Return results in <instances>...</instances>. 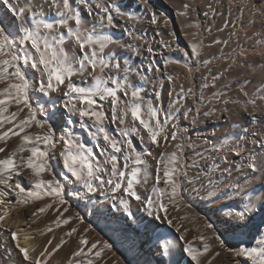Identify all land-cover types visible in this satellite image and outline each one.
<instances>
[{
    "label": "rangeland",
    "instance_id": "obj_1",
    "mask_svg": "<svg viewBox=\"0 0 264 264\" xmlns=\"http://www.w3.org/2000/svg\"><path fill=\"white\" fill-rule=\"evenodd\" d=\"M8 4L25 9L23 22L29 27L30 14L36 15L37 19L45 17L55 20L57 18L53 13L60 11L51 6L50 0H8ZM69 5L73 18L67 20V29L95 34L93 39H112L105 47L104 54L111 52L119 58L122 70L126 64L136 70L129 73V90H136L135 86L140 84L138 76L146 75L144 83L147 87L141 89V98L145 102L144 106L147 103L154 107L159 105L157 118L164 131L158 144H153L147 131L138 121L133 122L130 114L123 124L117 120L114 125L111 102H103V106L96 110L103 112V127L109 136L122 140L124 138L118 134L117 129H130L135 124L144 137L143 148L135 133L127 137L135 153L146 161L140 183L136 185L141 200L126 196L123 186L119 192L112 194L108 192L107 186L104 189L97 186L96 181H93L96 191L89 192L86 186L67 172L58 159L62 158L60 154L64 151L61 141L56 144L55 159H51L50 163L54 164L52 173L63 185L65 202L57 203L47 195L34 198L17 192L19 199L14 198V203L32 211L31 217L41 233L43 231L41 235L47 243L52 242L58 251L60 248L61 251L67 250L63 262L123 264L121 255H124L130 262L137 264L133 257L140 251V247L134 242V237L125 238L122 233L128 219L133 218L139 232L152 233V245L157 249V237L175 244V254L170 255L166 261L162 260L164 264H173V261L176 264H256L260 257L255 260L251 257L242 258L229 249L234 250L242 243L245 246H256L258 251L264 249V244L260 243L261 237L257 234V228L264 229V212L255 214L245 229L227 230L223 221L229 211L242 203L241 198L245 193L255 191L258 199L264 197V144L260 143L264 140V11L259 10L260 5L254 3V0H69ZM116 5L121 6L123 15L117 14ZM77 17L80 19L79 24L76 23ZM17 23V17L10 7L0 3V27H4L6 32L15 33ZM66 27L54 26L52 34H66ZM63 48L71 59H79V45L67 36ZM25 72L30 77L29 101L32 107H43L50 112L51 102L55 101V109L62 114L61 120L64 123L63 116L67 113L62 104L68 99L64 95L67 80L59 86V90L48 91L45 95L39 91L42 79L39 72L30 66L25 68ZM115 75L114 69L105 68L102 71L97 67L93 71L90 65H86L83 75L73 76L72 82L88 88L94 85L95 76L109 80ZM14 82L0 79V93ZM108 86H111L110 82ZM154 90L159 92V100ZM120 97L121 101L128 103L123 94ZM0 98H4L3 95ZM100 103L98 100V105ZM76 106L87 107L81 101ZM177 108L179 112H175ZM189 109L191 111L185 118L183 113ZM13 111H17L15 104L9 106V112ZM119 111L118 107V115ZM173 112L177 119L164 125V117ZM27 115L28 109L24 108L16 120L1 127L5 131L12 128L13 133H18H9L10 148L3 159L15 151L19 162V155L26 156L27 148L31 146L26 145V150L19 152L23 144L22 137L42 132L35 124L24 132L13 128V124ZM36 118H43L38 110ZM72 120L75 125L73 133L84 144L92 147L96 159L104 165V157L93 143L96 141L103 149V139L96 140L89 136L88 132L92 129H82L78 117L73 116ZM55 122L49 120L56 135L60 136L61 129L56 128ZM84 123L90 124L91 121L84 118ZM173 124L177 127L174 128ZM173 132L177 136L175 140L172 139ZM177 145L181 148L178 149ZM174 152L181 156L189 179L178 182L175 203L169 201L167 196L163 198L162 202L168 206L165 219L172 220V224L167 225L153 221L146 214L145 205L141 201L152 196L154 188L165 187L163 180L158 185L156 183L157 162L166 160ZM197 153H202L208 159H201ZM120 155L117 154L118 159ZM213 163L219 165V169L209 176V168ZM253 163L257 165L256 172L251 169ZM163 169L164 165L161 164V176ZM224 169H229L231 175L225 173L224 179H220ZM144 176L147 177L146 182ZM197 176L199 179L194 180ZM16 177L13 176L14 184L20 181L21 186L27 190L30 183L23 179L25 174L20 173ZM42 178L47 180L52 176L44 173ZM210 179L218 183L209 186ZM210 191H214L212 197L208 195ZM105 192H108V198H105ZM113 195L115 200L111 198ZM122 198L128 201L127 208L121 203ZM113 203L118 206L112 207ZM41 208L45 211L40 212ZM3 213L4 207L0 204V216ZM65 220L68 223H64ZM208 224L214 227L208 228ZM0 225H4L2 220ZM97 230L102 233V238L95 234ZM13 233L16 234L12 236L17 244L18 235ZM181 236L183 239H179ZM253 236H256L255 243H252ZM82 239L88 243L81 245ZM205 243L209 245V251L203 253L198 261H193L182 250L189 244L196 250H202ZM92 244H97V248L91 249ZM97 251L101 253L100 256L95 255ZM78 252L81 254L76 255ZM153 258L155 264H158L156 258ZM28 260H31V264H37L38 261L35 257Z\"/></svg>",
    "mask_w": 264,
    "mask_h": 264
},
{
    "label": "snow or ice",
    "instance_id": "obj_2",
    "mask_svg": "<svg viewBox=\"0 0 264 264\" xmlns=\"http://www.w3.org/2000/svg\"><path fill=\"white\" fill-rule=\"evenodd\" d=\"M45 2H48V0H45ZM0 3L9 6L18 20L15 33L6 32L4 27H0V79L15 81L0 93L4 97L0 98V127H3L5 123H12L16 120L19 113L24 108H27L28 115L26 118L13 124V128H19L20 132H24L26 128L35 124L42 130L40 134L34 136L25 134L22 137L23 144L18 151L22 153L26 150V145L31 146L27 148L30 154L26 158L20 156L19 163L17 162L15 151L7 158L0 159V174H4L0 177V184L6 185L14 193L26 194L34 198H42L43 195H47L53 197L57 203H64L63 185L52 173V164L50 163L51 159H55L54 149L56 144L62 141L64 151L60 155L62 156L64 168L76 181L86 186L89 192L96 191L93 186V181H96L97 186L101 189L107 186L108 192L112 194L119 192L123 186V192L126 196L141 200V196L137 194L136 185L140 183V175L144 170L146 161L142 159L140 154L135 153L133 144L127 137L130 133H135L141 142L142 148L144 146V137L140 135L135 124L130 129H117L118 134L124 138L122 140H116L114 137L109 136L103 127L104 114L96 109L97 107H102L103 102L110 101L114 125L117 120L123 124L124 119L130 114L132 121H138L139 125L147 131L150 142L158 144L159 137L164 131L160 119L157 118L159 105L154 107L151 103H147L144 106L145 102L141 98V89L147 87L144 83L146 75H139L140 84L135 86L136 90H129L130 85L127 83L129 73L136 70L131 69L127 64L122 70L119 58L111 52L107 53V55L104 54L105 47L112 42V39H93L95 34L77 33L72 29H67V20L73 18L69 0H62V4L61 0H50L51 6L60 9L59 12L53 13L57 18L55 20L45 17L37 19L36 15L30 14L29 23L31 27L23 22L25 9L19 8L18 5H9L8 0H0ZM254 3H258L260 5L259 10L264 11V0H254ZM116 12L120 15L124 14L120 5H116ZM129 15H134V13H129ZM109 20H111V16H109ZM76 23H80L78 17L76 18ZM54 26L66 27V34L57 32L56 35H53ZM66 36L79 45L81 49L79 59L73 60L65 53L63 45ZM86 48L89 51H85ZM196 54L198 55V53ZM86 65H90L93 71L97 67H100L102 71L105 68L114 69L116 75L110 77L109 80H104L101 76H95L93 86L88 88L79 87L72 82V77L83 75ZM29 66L31 69L38 71L42 77L39 91L45 95H47L48 91L59 90V86L64 85L67 80V91L64 95L68 99L62 104L67 115L63 116L64 123L59 125L61 128L60 136L56 135L55 130L49 123V120L60 121L62 118V114L57 113L55 109L56 102H51L52 108L49 112L39 106L38 108H33L29 101L30 77L25 72V68ZM168 79L170 80L171 77H168ZM109 82L111 86H108ZM120 94H123L126 98L127 104L121 101ZM154 94L159 100V92L154 90ZM98 100L101 102L99 105ZM78 101L83 102L87 107L78 108L76 106ZM11 104L17 105V111L9 112L8 109ZM121 105L123 107H120ZM118 107L120 108L119 115L117 114ZM37 110L43 114L42 119L36 118ZM189 111L191 109L183 113L185 118L188 117ZM175 112H179V109L177 108ZM175 112L164 117V125H167L173 119H177ZM73 116L79 118L82 129H92V131L88 132L89 136L95 137L96 140L103 139L105 144L103 149L100 148L99 143H96V141H93V143L97 151L104 157V165H101L99 160L96 159L95 154L92 152V147L84 144L73 133L72 129L75 126L72 120ZM84 118H87L91 123L85 124ZM173 127L176 128V124H173ZM9 133L18 134L13 133L12 128H10L8 131L0 132V141H6L9 138ZM176 138V133L173 132L172 139L175 140ZM164 139L167 140V136ZM226 143L227 141H225ZM260 143L264 144V140L260 141ZM177 148L180 149L181 146L177 145ZM145 151L147 150L145 149ZM0 152H4L3 147H0ZM117 154H121L119 159ZM148 154L150 155V153ZM197 155L201 159H208L202 153H197ZM121 160L123 161V168H121ZM161 164L164 165L163 176L160 175ZM24 168L30 169L37 177L36 182L30 183L27 190L18 181L15 184L9 183L13 176L18 177ZM218 169L219 165L213 163L209 168L208 175L211 176ZM251 169L256 172L257 165L253 163ZM44 173H48L52 178L43 179ZM225 173L228 176L231 175L229 169H224L221 172L220 179H224ZM143 179L146 182L147 177L144 176ZM182 179L188 180L189 178L184 171L182 158L177 153L174 152L166 160L162 159L157 162L156 183L158 185L163 180L165 187L154 188L153 195L149 196L146 201H141L145 205L146 214L153 221L163 222L167 225L172 224L171 219H165L168 215V206L162 201L167 196L169 201L175 203V198L178 195V182ZM193 179L198 180L199 177L197 176ZM217 183L218 181L216 180H209V186H214ZM108 192H105V198H108ZM208 195L212 197L214 191H210ZM111 198L113 200L116 199L114 195ZM241 199L242 203L227 213L223 221L226 226L235 229H245L249 226L255 214L264 212V197L258 199L255 191L245 193ZM121 203L125 208L128 207L126 199L122 198ZM117 206L116 203L112 205V207ZM48 207H51V205H48ZM39 211L43 212L45 209L41 208ZM99 211H103V209H99ZM3 219L4 217L0 216V220ZM64 223H68V220H65ZM207 227L213 228L214 226L213 224H208ZM72 231L74 232L76 229H72ZM257 234L261 237L260 243L264 244V229L257 228ZM12 235L15 236L16 234L13 233ZM179 239H183V237L181 236ZM201 239L205 238L201 237ZM217 239H219V236H217ZM220 242L223 244L222 240ZM255 242L256 236H253L252 243ZM80 243L81 245H86L88 242L82 239ZM157 246L161 259L164 261L170 255L175 254V244L167 239L162 240L157 237ZM17 247L27 261L29 259V249L20 248L19 243H17ZM104 247L108 246L104 245ZM95 248H97V244H92L91 249ZM182 250L186 251L187 256L191 257L193 261H198V258L203 253L209 251V245L205 243L202 250H196L189 244L186 249ZM229 251H234L235 255L242 258L251 257L255 260L256 257H260L259 260H256V264H264V249L258 251L256 246H245L242 243L241 246L234 250L229 249ZM80 254L79 252L76 253V255ZM43 255L44 253H41V256ZM95 255L100 256L101 253L97 251ZM173 264H176V262L173 261Z\"/></svg>",
    "mask_w": 264,
    "mask_h": 264
},
{
    "label": "bare ground",
    "instance_id": "obj_3",
    "mask_svg": "<svg viewBox=\"0 0 264 264\" xmlns=\"http://www.w3.org/2000/svg\"><path fill=\"white\" fill-rule=\"evenodd\" d=\"M32 81L34 82V80ZM61 123H63L62 120L56 121V128L58 127V129H61L59 126ZM5 130L6 129L0 127V132H4ZM10 141V138H8L6 141H0V147L4 148V152H0V159H3V156H5L8 152L7 149L9 147ZM29 154L30 153L26 151V156L24 157L26 158ZM58 159L60 162H62V158ZM52 166H54L53 163ZM21 173L25 174V178L23 179L26 182H36L37 177L30 169L24 168ZM0 177L2 176L0 175ZM13 180L14 178H12L9 183L14 184ZM16 197L17 192L14 193L13 190L9 189L6 185L0 184V204L4 207V219L2 220L4 225H0V264H31V260L26 261L23 258V253L20 252V249L17 247V244L13 239L11 234L12 231L16 232L18 235V243L20 248L29 249V259L31 257H35L39 264H71L69 262H63L64 258L66 257L65 253L67 250L61 251L60 248L58 251L55 249V246L52 244V242L47 243V241L44 240L43 236L41 235L43 231L41 233L40 229H38L37 225L35 224L34 219L31 217V214H33L31 213L32 211H30L26 206L21 207L16 205L14 203V198ZM16 199L19 198L17 197ZM115 213L118 214L119 211H115ZM225 227L227 230L233 229L230 226ZM122 233L125 238L132 239V237H134V242H136L140 247V251L133 257L137 264H155V259L153 257L156 258L158 264H164L160 258V252L154 245H152V233L149 231L139 232L135 219H128V224ZM95 234L98 236V238H102V233L99 230H97ZM41 253H44V255L41 256ZM121 259L123 264H133L124 255H121ZM184 264L191 263L185 262ZM227 264H229V262Z\"/></svg>",
    "mask_w": 264,
    "mask_h": 264
}]
</instances>
